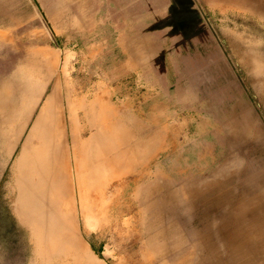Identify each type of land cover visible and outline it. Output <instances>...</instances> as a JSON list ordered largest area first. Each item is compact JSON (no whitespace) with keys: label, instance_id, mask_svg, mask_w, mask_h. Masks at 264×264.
<instances>
[{"label":"rangeland","instance_id":"obj_1","mask_svg":"<svg viewBox=\"0 0 264 264\" xmlns=\"http://www.w3.org/2000/svg\"><path fill=\"white\" fill-rule=\"evenodd\" d=\"M9 4L8 12L0 9V36L10 39L0 41V264L41 263L19 215L15 181L23 145L35 136V118L43 107L46 117L47 98L58 95L54 80H48L51 66L44 62L41 70L31 52L36 47L47 54L58 52L60 71L73 84L70 99L58 95L54 104L57 108L66 102L64 106L73 110L67 114L73 124L68 130L76 135L72 151L81 154L83 144L97 135L98 127L89 118L96 112L91 102L106 94L108 104L127 120L157 116L163 123L166 119L167 126L183 125L179 148L158 155L154 169L172 179L207 176L223 159L222 146L215 142L216 126L224 125L222 117L233 113L237 104L238 111L248 113L253 134L240 143L245 175L234 186L245 202L253 181L264 180V0H97L87 11H67L71 4L63 0ZM179 84L186 99L178 97ZM230 118L229 129L238 131L237 117ZM127 129L131 132L132 127ZM208 142L215 144L213 155L198 160L197 151ZM136 176H127L129 189ZM254 190L264 195L263 185ZM235 192L230 194L236 200ZM220 205L224 218L211 224L204 238L203 252H218L208 256L216 257L208 264H264V207L241 205L237 213L227 214L225 203ZM112 215L122 216L117 210ZM182 226L179 235L184 240L178 250L195 256L196 241L185 242L191 231ZM174 230L172 225L168 232ZM88 231L83 232L85 246L102 264H118L120 253H132L139 245L130 233L126 247L118 249L107 224H93Z\"/></svg>","mask_w":264,"mask_h":264},{"label":"bare ground","instance_id":"obj_2","mask_svg":"<svg viewBox=\"0 0 264 264\" xmlns=\"http://www.w3.org/2000/svg\"><path fill=\"white\" fill-rule=\"evenodd\" d=\"M63 1L67 6L71 4L67 11L74 8L87 11L97 5V0ZM1 2L0 9L6 12L11 4L9 0ZM6 40H10L8 35L0 36V41ZM31 52L36 61L39 60L41 70L44 62L51 66L48 80H54L55 92L67 102L73 93V84L64 77L65 71H60V54H47L40 47ZM4 85L10 91L11 83L7 81ZM58 95L47 98L46 117H43L44 107L37 114L31 131L35 136L32 140L29 137L23 145L15 179L19 215L29 227L39 264H56L60 259L64 264H102L84 243L83 234L89 232L93 224L109 225L118 249L126 247V236L134 235L138 248L132 253H120L118 264H151L154 261L208 264L216 258L208 256H217L218 252L210 248L213 252L206 255L204 238L210 225L224 218L221 202L227 206V214L237 213L241 205L253 210L264 207L261 200L264 195L254 194L257 186H264V180L253 181L245 202L234 186L245 175L240 143L252 138L253 134L248 113L233 111L237 117L234 125L239 128L236 132L229 129L232 125L228 126L229 114L222 117L224 125L216 126L215 142L222 146L223 159L211 174L199 179H171L159 168L154 169L153 162L163 151L176 148L178 129H164L144 142L133 141V134L121 124L118 108L108 104L106 94H99L91 102L96 112L89 116L98 127V133L83 144L84 149L79 154L69 149L71 141L76 139L74 130H68L73 124L70 125L67 114L73 110L64 106L66 102L62 107H54ZM62 133H65L63 138ZM214 150L215 144L208 142L201 147L200 154L210 158ZM261 153L264 155V150ZM131 174L137 176L129 189L126 178ZM233 189L236 200L230 194ZM115 210L122 216H113ZM172 225L176 230L168 232ZM182 225L191 231L185 242L196 241L193 249L198 254L195 256L192 251L182 254L178 250L184 240L179 235Z\"/></svg>","mask_w":264,"mask_h":264},{"label":"crops","instance_id":"obj_3","mask_svg":"<svg viewBox=\"0 0 264 264\" xmlns=\"http://www.w3.org/2000/svg\"><path fill=\"white\" fill-rule=\"evenodd\" d=\"M182 87L183 86L180 85V84L177 85V91H178L177 94L179 95L178 97L183 100V99H186V98L182 97V91H183ZM236 106H237V104H236ZM236 106H235L234 110H237ZM159 108H160V106H158V105L153 106V110H155V111H158ZM163 109H165V108H163ZM228 111H230V110H228ZM228 114L230 116L233 115V113H228ZM123 115L124 114L120 112L121 124L125 128L132 127L131 133L133 134V138H132L133 141H136V140L137 141H143V142L147 141L149 138H152L153 134H155V133H157L159 131H162L164 129L168 130V131L169 130L171 131V129L174 127V129L176 128V129L179 130L180 135L177 136L176 139H175L176 144H177L176 148H173L170 151H175V150H177L179 148V146L181 144V139L180 138L182 136L183 125H181V124H172L171 126H167V125H165V120L166 119H164V123H163V120L161 118L157 117V116H154V118H151V119L147 118L145 121H143V119L139 118V117L143 118L141 115H139V117L130 118L129 120L125 119ZM124 119L126 121H123ZM126 122H128V123H126ZM201 147H203V146H201ZM200 152H201V148L197 151V159L203 161L206 157L201 156ZM187 170L188 169H183L182 171L185 172ZM179 171H181V170H179ZM200 177H202V176H195V177L185 176V177L180 178V179H188V178L199 179ZM170 178L172 179V177H170Z\"/></svg>","mask_w":264,"mask_h":264}]
</instances>
